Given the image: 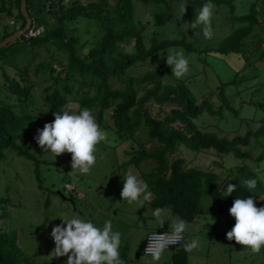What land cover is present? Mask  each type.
I'll return each mask as SVG.
<instances>
[{
	"label": "trees",
	"instance_id": "trees-1",
	"mask_svg": "<svg viewBox=\"0 0 264 264\" xmlns=\"http://www.w3.org/2000/svg\"><path fill=\"white\" fill-rule=\"evenodd\" d=\"M151 1L155 0H99L88 4L80 0L70 3L68 0H27L31 18L35 17L33 21L37 27H44L45 30L40 36L30 40L23 36L20 40L24 47L20 49L25 50V59L34 55L32 62L38 57L40 49L48 54L44 61L36 65L34 74L43 72L52 82L44 89V103L50 107L51 114L70 102H78L82 107L95 111L100 127L115 131L120 143H136L135 138L140 129H148L149 139L154 147L147 150L141 146L131 152V161L137 165L150 160L155 163L152 171L144 176L152 192L151 203L155 207L171 205V211L176 216L193 223L206 214L203 206V199L206 197L220 205L219 210L213 212L229 213L237 197L264 196V179L261 174L264 172V152L256 159L254 166L250 167L245 162L252 159V155L243 151L244 148L257 149L264 143V119L261 125L254 128L248 121L250 131L244 136L237 135L232 139L219 137L201 129L196 120L206 112L212 116H223L224 109L235 112L238 117L240 111L225 96L229 83L220 87L219 95L223 105L217 107L212 99L213 94L199 103L186 82L175 78L170 68L160 67L142 77L129 74L131 69L158 58L161 51L170 47H185L188 51L197 49L185 38H160L158 27L166 25L173 19V15L155 12L143 17L137 12L138 2L145 5ZM2 2L0 13H6L17 25H7L0 31V43L26 25L21 0H10L8 4L4 0ZM197 2L201 7L208 0ZM211 2L232 6V0ZM260 4L264 6V0L254 2L247 15H233V19L239 23L237 27L215 47H207L200 52L227 57L241 54L244 45L254 46L256 37L264 34V20L259 19V13L263 11ZM126 10L128 14L125 16L123 12ZM42 13L49 14L50 20L40 19ZM261 15L264 16V13ZM88 21L97 24V31L92 38L85 39L79 35V26ZM20 40L0 51V59L9 60L10 66L18 71L20 77V80L11 78L6 70L2 73L5 83H0V159L6 149H14L20 156L34 159L17 144V140L24 124L30 121L26 108L33 91L35 92V84L31 82L29 67L23 68L5 55ZM28 46L31 51L27 50ZM14 51L16 54L20 52ZM260 58L264 59V52ZM114 79H120L123 86L113 88L111 81ZM3 87L18 103H8L2 98ZM183 148L195 153L214 151L217 154L214 167L209 170L189 167L185 157L181 155ZM226 155H233L236 160L243 162L227 167L223 159ZM36 177L41 187L42 181L37 168ZM257 177L259 180L254 192L248 193L241 186L231 196L223 197V190L229 182L239 185L244 179ZM76 193L78 192L74 191L72 195L75 196ZM6 201L5 198L0 199V207ZM257 207H264V199H257ZM5 216L0 211V221ZM187 262V252L182 248L178 249L174 263ZM0 264L35 263H24L15 233L0 231Z\"/></svg>",
	"mask_w": 264,
	"mask_h": 264
},
{
	"label": "rangeland",
	"instance_id": "rangeland-1",
	"mask_svg": "<svg viewBox=\"0 0 264 264\" xmlns=\"http://www.w3.org/2000/svg\"><path fill=\"white\" fill-rule=\"evenodd\" d=\"M4 1L8 4L10 0ZM68 1L70 3L75 0ZM80 1L88 4L99 0ZM254 2L257 0H232V6L213 3L216 7L212 21L214 36L211 40L205 39L203 35L195 36L194 31L187 24L194 20L196 11L198 12L200 8L197 0H155L145 5L138 2L137 12L143 17L153 15L155 12H168L173 15L171 21L158 27L160 38L170 40L185 38L197 49L188 51L185 47H170L161 51L158 58L131 69L129 74L142 77L147 72L160 67L171 69L166 63L167 52L182 49L189 59L190 72L179 80L186 82L198 102H203L204 98L211 97L213 94L212 99L217 103L216 106L223 105L219 95L220 87L229 83L225 89V96L231 101L232 106L240 111L238 117L235 112L227 111V109L223 110V116L221 114L212 116L206 112L196 120V123L204 131L219 137L232 139L237 135H246L250 131L248 121L254 128L261 125L264 119V59L260 58L264 52V34L256 37L254 46L244 45L241 54H231L226 57L200 51L207 47H215L229 35L239 24L233 19V15H247ZM2 4L0 0V7ZM260 5L263 11H260L259 19L263 21L264 16L261 13H264V6ZM123 13L126 16L128 10ZM39 18L49 21L50 15L42 13ZM12 20L14 19H10L6 13H0V31L7 25H11ZM79 28L81 29L79 35L90 39L97 31V24L88 21ZM23 47L20 40L8 49L5 55L13 62L21 64L23 68L29 67L31 82L35 84V92L33 91L29 106L26 108L30 121L24 124L17 140V144L28 151L34 159L20 156L14 149H6L2 152L0 199L5 198L7 201L0 207V211L6 214L5 219L0 221V231H10L17 235L24 263L66 264L67 257L53 258L51 262L46 257L55 247L51 230L53 226L62 223L60 217H71L75 214L91 220L101 228L106 220H111L113 231H119L122 234L120 253L126 264H175V253L178 249H183L182 246L166 250L159 261H153L151 256L144 254L145 240L149 233L169 230L167 221L163 228H159L152 216V211L157 207L151 201L143 206L136 203L129 205L126 201H122L120 196L123 188L122 180L128 172L137 174L148 184L144 176L152 171L155 163L150 160L137 165L136 162L131 161L133 154L131 152L140 149L141 146L147 150L154 147L149 139L148 129L146 127L140 129L135 138L136 143L134 141L120 143L115 131L103 129L108 133V137L105 142L98 145L99 158L90 174L70 173L72 171L71 154L65 153L55 158L50 153H44L34 140L37 130L54 120L50 107L44 103V89L52 82L43 72L34 74L36 65L48 56L46 51L40 49L38 57L32 62L35 59L34 55L23 58L25 50L20 49ZM28 49L31 51L29 46ZM14 50L17 52L20 50V52L16 54ZM0 67L1 84L5 83V78L2 76L4 70L11 78L20 80L18 71L10 66L9 60L0 59ZM168 79L175 82L170 77ZM111 82L113 88L123 86L120 79H114ZM1 91L5 101L12 104L18 103L5 87ZM70 103L84 108L78 102ZM94 115L97 118L95 111ZM107 119L109 120L108 117ZM243 151L251 153L252 159L245 163L253 167L256 159L264 152V143L257 149L251 147V149L244 148ZM181 155L185 157L189 167L205 170L212 169L213 162L217 159L214 151L195 153L190 150L185 151L183 148ZM223 159L227 167L243 162L236 160L233 155H226ZM36 168L42 181L41 187L36 177ZM261 174L264 179V172ZM67 183L74 185L76 191L82 193L85 198L79 199L74 195L66 197L64 192ZM203 206L206 214L193 223L188 222L189 229L184 233V242L198 236L201 243L199 249L191 253L187 252V264H264V248L259 253H254L236 244L235 240H227L226 233L235 224L234 218L229 213L213 212L218 211L220 205L207 197L203 199ZM175 216L171 211L169 219Z\"/></svg>",
	"mask_w": 264,
	"mask_h": 264
},
{
	"label": "clouds",
	"instance_id": "clouds-1",
	"mask_svg": "<svg viewBox=\"0 0 264 264\" xmlns=\"http://www.w3.org/2000/svg\"><path fill=\"white\" fill-rule=\"evenodd\" d=\"M215 7L211 0H208L198 12L196 11L194 20L187 23L195 36L203 35L208 40L213 38L212 21ZM185 10L186 7L184 12ZM166 63L177 79L184 78L190 72L189 59L182 49L169 50ZM53 116L52 122L37 130L34 140L44 153H50L55 158L65 153L71 154L70 173L90 174L99 158L98 145L107 140L108 133L100 127L93 110L87 107L79 108L69 103L54 112ZM257 180L258 177L244 179L239 185L229 182L223 190V197L231 196L241 186L246 188L248 193H252L257 188ZM122 183V201L129 205L136 203L141 206L150 203L152 193L149 186L137 174L128 172ZM258 198L264 199V196L237 197L233 201L229 214L234 218L235 224L226 233L228 241L235 240L236 244L254 253H259L264 248V207H257ZM171 209L172 206L168 205L152 211L159 228H163L166 221L169 223L166 233L154 232L147 238L145 255H151L153 261H159L170 246L181 244L184 233L189 229V223L178 215L169 219ZM59 219L62 223L53 226L51 230L55 247L46 256L50 262L53 258L67 257L66 264H126L120 253L122 234L113 231L111 220H106L101 228L91 220L75 214ZM181 246L184 251L191 253L201 246L200 239L198 236L194 237Z\"/></svg>",
	"mask_w": 264,
	"mask_h": 264
},
{
	"label": "built area",
	"instance_id": "built-area-1",
	"mask_svg": "<svg viewBox=\"0 0 264 264\" xmlns=\"http://www.w3.org/2000/svg\"><path fill=\"white\" fill-rule=\"evenodd\" d=\"M11 25H12V26H16V25H17V22H16L15 20H12V21H11ZM44 30H45L44 27H37V25H36L35 22L33 21V24H32V26H31V28L26 32V34L24 35V37H25L26 40H30V39H32V38H36V37L40 36V35L44 32ZM74 191H76V187H75L74 185H72V184H70V183H67V184L65 185V192H64V195H65L66 197H69L70 195L72 196V193H73ZM75 196H76L77 198H79V199H84V198H85V196H84L82 193H76ZM152 233H154V232H152ZM152 233H149L148 236L151 235ZM157 233H158V234H163V233H166V231H159V232H157ZM148 236H147V238H148ZM147 238H146V240H145L144 254H145V249H146V247L148 246V240H147ZM183 242H184V236H183V240L181 241V244H182ZM181 244H177V245L170 246L169 249H170L171 247H180ZM148 256H151V255H148Z\"/></svg>",
	"mask_w": 264,
	"mask_h": 264
},
{
	"label": "water",
	"instance_id": "water-1",
	"mask_svg": "<svg viewBox=\"0 0 264 264\" xmlns=\"http://www.w3.org/2000/svg\"><path fill=\"white\" fill-rule=\"evenodd\" d=\"M21 11H22L23 16L26 19L25 27L23 29L17 31L16 33L11 35L10 37L6 38L4 41H2L0 43V51L3 48L8 47L12 43L20 40L26 34V32L31 28V26L33 24V19L31 18L29 11H28L27 0H21Z\"/></svg>",
	"mask_w": 264,
	"mask_h": 264
}]
</instances>
